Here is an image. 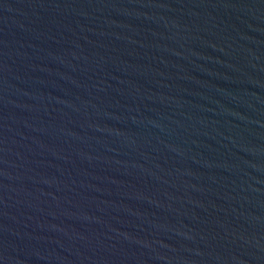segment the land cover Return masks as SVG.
Segmentation results:
<instances>
[{"label": "water", "instance_id": "95a60500", "mask_svg": "<svg viewBox=\"0 0 264 264\" xmlns=\"http://www.w3.org/2000/svg\"><path fill=\"white\" fill-rule=\"evenodd\" d=\"M0 264H264V0H0Z\"/></svg>", "mask_w": 264, "mask_h": 264}]
</instances>
